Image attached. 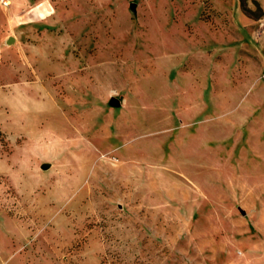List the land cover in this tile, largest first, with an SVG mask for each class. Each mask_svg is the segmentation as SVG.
<instances>
[{
    "label": "rangeland",
    "instance_id": "1",
    "mask_svg": "<svg viewBox=\"0 0 264 264\" xmlns=\"http://www.w3.org/2000/svg\"><path fill=\"white\" fill-rule=\"evenodd\" d=\"M0 264H264V13L0 0Z\"/></svg>",
    "mask_w": 264,
    "mask_h": 264
},
{
    "label": "water",
    "instance_id": "2",
    "mask_svg": "<svg viewBox=\"0 0 264 264\" xmlns=\"http://www.w3.org/2000/svg\"><path fill=\"white\" fill-rule=\"evenodd\" d=\"M135 2H133L132 6H135ZM110 103L115 106H120L122 104V99L118 96L112 95L110 98ZM51 166L50 162H45L42 164L43 168H49Z\"/></svg>",
    "mask_w": 264,
    "mask_h": 264
},
{
    "label": "trees",
    "instance_id": "3",
    "mask_svg": "<svg viewBox=\"0 0 264 264\" xmlns=\"http://www.w3.org/2000/svg\"><path fill=\"white\" fill-rule=\"evenodd\" d=\"M241 4H242V8H243V10L247 13V14H249V15H251V16H254L255 18H259V17H261L262 16V14L264 13L263 11L262 12H260L259 14H250L249 12H248V7L246 6V3H245V1L244 0H241ZM258 4V3H257Z\"/></svg>",
    "mask_w": 264,
    "mask_h": 264
},
{
    "label": "crops",
    "instance_id": "4",
    "mask_svg": "<svg viewBox=\"0 0 264 264\" xmlns=\"http://www.w3.org/2000/svg\"><path fill=\"white\" fill-rule=\"evenodd\" d=\"M262 1H263V4H262V5H263V10H264V0H262ZM245 17H246V18H245V22L248 23V22L251 21V20H249V16H245Z\"/></svg>",
    "mask_w": 264,
    "mask_h": 264
},
{
    "label": "built area",
    "instance_id": "5",
    "mask_svg": "<svg viewBox=\"0 0 264 264\" xmlns=\"http://www.w3.org/2000/svg\"><path fill=\"white\" fill-rule=\"evenodd\" d=\"M4 2H5V3H7V2H8V0H4Z\"/></svg>",
    "mask_w": 264,
    "mask_h": 264
}]
</instances>
